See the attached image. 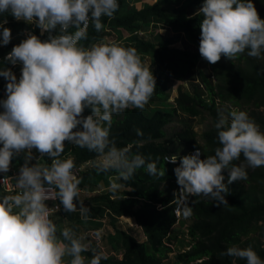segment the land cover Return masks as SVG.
Wrapping results in <instances>:
<instances>
[{
    "label": "clouds",
    "instance_id": "1",
    "mask_svg": "<svg viewBox=\"0 0 264 264\" xmlns=\"http://www.w3.org/2000/svg\"><path fill=\"white\" fill-rule=\"evenodd\" d=\"M118 9V0H0V15L10 14L37 26L41 34L49 33L41 40L28 32L1 60L22 68L17 79L11 68L0 67V76L7 80L6 99L0 100V173L9 171L14 157L24 154L25 162L16 176L19 191L0 196V264H86L82 254L87 252L92 253L87 264L108 259L71 228L58 235L50 218L48 200L60 201L66 213L77 211L74 201L79 199L81 181L74 171L75 158H60L66 142L102 156L97 170H114L117 179L129 181L139 169L150 176L165 175L166 170L158 169L150 157L130 154L129 147L118 148L110 139L114 115L129 108L143 111L149 103L157 86L151 66L136 48L116 42L122 40L89 47L81 44L88 39L90 21L99 32L104 28L101 18H112ZM199 11L203 14L199 53L208 63L215 64L222 56L233 61L245 53L264 58V19L253 0H204ZM7 23V19L0 20V45L12 38L11 29L4 26ZM86 108L91 109L87 116L83 114ZM215 128L220 146L214 155L202 159L197 149L179 157L174 169L178 203L186 219L193 214L190 196L228 204L223 170H228L231 184L247 180V168L264 167V131L246 111L220 114ZM137 135H143L142 131L137 129ZM33 149L49 157L51 164L31 163ZM241 156L243 162L234 163ZM177 159L172 155L167 161L175 164ZM121 187L111 184L113 192ZM83 200L79 210L87 216L91 210L83 206ZM92 235L98 243L103 233L97 230ZM171 253L173 248L163 262ZM222 255L246 264H264L251 246H230Z\"/></svg>",
    "mask_w": 264,
    "mask_h": 264
},
{
    "label": "trees",
    "instance_id": "2",
    "mask_svg": "<svg viewBox=\"0 0 264 264\" xmlns=\"http://www.w3.org/2000/svg\"><path fill=\"white\" fill-rule=\"evenodd\" d=\"M130 1L133 3L141 0H118L119 9L114 16L101 18L104 25L101 31L97 32L90 21L88 39L81 41V44L89 47L104 41L107 35L116 33L112 38L114 41L122 40L119 44L134 47L143 60L145 57L149 59L157 84L154 94L143 111L129 108L113 116L110 139L115 141L118 148L129 147L130 154L141 153L146 158L150 157L156 161L158 169H165L166 172L164 176L157 177L139 169L129 181L116 178V183L122 187L113 192L111 188L101 190L100 183L94 178L105 175L107 179L118 174L114 170L98 171L99 163L86 165L78 170L77 177L81 181L80 189L88 186V191L84 192V198L80 200L86 199L84 206L91 211L87 216L82 215L79 209L66 213L59 201L60 209L57 212L68 220L66 223L60 222L61 228L66 224L65 228L68 225L74 230V221L80 217L103 219L108 230L105 235L108 241L121 245V256L106 254L108 259L102 260L101 264H164L163 260L172 249L169 243L175 239L171 231L183 232V224L187 226L185 232L192 242L188 249L175 252L173 261L167 264H246L245 260L222 255L228 247L234 245L241 248L251 246L264 260V167L247 168V180L231 184H228V170H223V182L229 188L226 194L228 204L218 205L203 195L190 196L188 202L193 214L186 219L183 217L181 203H178L180 193L174 173L179 163L174 164L165 159L172 155L179 159L190 154L193 149L201 150L202 159L214 155L215 149L220 146L215 124L221 113L215 109L216 101L230 102L235 106L243 103L257 108L264 107V58H252L245 53L233 61L222 56L215 64L203 59L199 53L203 14L199 9L204 0H155L152 3H148L151 0H142L138 6L130 4ZM253 3L260 18L264 19V0H253ZM3 19L10 22L14 34L30 26L17 22L10 14L0 15V20ZM150 23H158L160 27L169 26L172 36L161 34L156 25L150 28ZM32 29L41 40L49 36L48 32L41 34L37 26ZM121 30H126L128 36L122 37ZM179 39L183 42L181 48L173 46ZM16 44V40L11 39L9 44L0 45V54L11 50ZM3 67L11 68L18 74L22 66L19 63L11 65L6 61ZM213 77L217 79L213 80ZM172 80H176L177 95L169 101ZM183 81L188 83L187 86L183 87ZM6 84L7 80L1 76L0 88ZM202 93L208 101L202 97ZM3 99L6 96L0 95V100ZM85 111H89L85 116L91 114L90 108ZM205 111L210 112L212 125L198 135L192 119L201 117ZM248 115L264 131V115L254 110H250ZM175 117H178L181 126L167 134L165 127ZM137 129L143 135H137ZM68 154L75 158V168L103 158L86 148L66 142L60 158H67ZM15 158L16 162L11 164L9 171L0 173V176H9L11 171L18 175L19 168L25 162L24 154ZM241 162L243 156L240 161H234L237 164ZM31 163L50 165L51 160L43 156ZM11 181L17 185L16 177ZM3 195L6 194L0 187V196ZM178 206L179 215L176 214ZM122 215L134 218L145 235L143 241L115 225V217ZM177 221L178 225L174 226ZM92 244L97 248L95 241ZM82 255L86 257V264L92 258L91 252Z\"/></svg>",
    "mask_w": 264,
    "mask_h": 264
},
{
    "label": "crops",
    "instance_id": "3",
    "mask_svg": "<svg viewBox=\"0 0 264 264\" xmlns=\"http://www.w3.org/2000/svg\"><path fill=\"white\" fill-rule=\"evenodd\" d=\"M141 2H142V0L138 1V2H135L134 4L136 6H138L139 4H141ZM152 2H153V0L149 1L148 3H152ZM17 22L25 23L23 20H20V21H17ZM149 25H150V28H154L153 26L156 25L158 30L160 28H162L164 30V32L163 33L161 31H159V32L161 34L165 35V36H169V35L172 36V34H173V32L170 30V27L167 26V25L161 26V27L159 26L158 23H150ZM4 26L5 27H9L11 29V34H12V38L11 39H14V40H16L17 43H19L21 40L26 38L28 32H33L32 28L35 25L30 24L29 27L28 26L24 27V29L21 32L17 33V34L13 33L14 32V28L11 26L10 22H8ZM39 31H40V29H39ZM0 32H2V29H0ZM178 42L180 43V45L182 47V45H183L182 44L183 43L182 39H179ZM5 63H6V61H2L0 63V67H3ZM0 79H1V76H0ZM195 81H196V79H195ZM183 84L187 86L188 83L185 84V81H183L182 85ZM170 85L172 87L171 90L173 91L174 87H176V80L171 81ZM84 112H85V110H84ZM15 162H16V160L14 158L12 160L11 164H14ZM116 178H117V176L108 177L107 178V182H105L103 186L100 185L101 186L100 189L103 190V191H106L107 189L110 190L111 184L113 183V179L116 180ZM109 184H110V186H109ZM63 218H64L63 222L68 221L65 217H63ZM115 218H116L115 219L116 220L115 225L118 228H120V229L124 230L125 232L129 233L130 235L135 237L137 240L143 241L145 239V235L143 233V230L141 229V227L139 225H137V223L135 222L133 217H128V216H123L122 215V216L115 217ZM187 221H189V219ZM74 223H75L74 230L76 231V233L78 235L88 236L89 240H92V241H95V239L93 238L92 234L94 232H96L97 230H102L103 235H102L100 241L98 243L95 241V244L97 245V248H95V249H96L97 252L103 251V252H105V254H115V255H118L119 257L121 256V245H119V243L116 244V243H114V241H111V240L108 241V236L106 237V235H105L108 232V230H107V228L105 226V221L103 219L80 217L79 219L75 220ZM64 225L66 226V224H64ZM65 226H64V228H65ZM66 228H69V226L67 225ZM66 259H69V258H66Z\"/></svg>",
    "mask_w": 264,
    "mask_h": 264
},
{
    "label": "rangeland",
    "instance_id": "4",
    "mask_svg": "<svg viewBox=\"0 0 264 264\" xmlns=\"http://www.w3.org/2000/svg\"><path fill=\"white\" fill-rule=\"evenodd\" d=\"M155 0H153L154 2ZM159 31H161L162 33L164 32V30L162 28L159 29ZM121 34H122V37H126L128 36V32L126 30H121ZM117 35L116 33H111L110 35H107L105 37V40L102 41L103 43H108L110 42V40H112V38H114V36ZM101 43V42H100ZM117 43H121V41H118ZM173 46L175 47H178V48H181V45L179 42H176L173 44ZM146 59L144 61H146L148 64H149V59L147 57H145ZM21 68V67H20ZM215 80L217 79V77H214ZM173 81V80H172ZM186 84V83H185ZM186 85L183 84V87H185ZM177 87H174L173 91L171 90L170 92V97H169V101L173 100L175 98V96L177 95ZM202 97H204V99H206L208 101V98L206 97L205 98V94L202 93ZM215 109L219 110V112L221 114H224V115H228L229 112L233 111V110H243V111H246L247 113L250 111V110H254L255 112H259L261 114L264 115V107H255L253 106L252 104H243V103H240L239 105L235 106L234 104L228 102H220V101H216V107ZM87 112L89 113V111H85L83 114H87ZM192 123L194 125V128L197 130L198 132V135L201 134V132L210 127L212 125V120H211V115H210V112L208 111H205L204 114L201 116V117H195L192 119ZM181 126V123L178 121V117H175L168 125H166L165 127V131L167 134H171L174 130L176 129H179V127ZM15 158V157H14ZM13 158V159H14ZM101 159H97L95 162L93 163H88L90 165H94L96 163H99ZM16 160V158H15ZM108 178V177H107ZM94 180L98 183H100L101 186L104 185V183L107 181L106 179V176L105 175H97ZM113 182H116L115 179H113ZM111 183V182H110ZM110 186V184H109ZM88 186H85L84 188H81V191H80V196H79V199L81 198H84V192L88 191ZM50 218L56 223L57 225V229L58 231L62 230L63 228H61V225H60V222H63V218H62V215L60 212H53L50 214ZM183 228H181V230H183V232H180V231H171V236L175 235V239L172 240L171 244H172V248H173V253L169 254V259L168 260H165V263L164 264H167V262H172L173 259H174V254L175 252H178V251H182L184 249H187V245L191 244L192 242V239L191 237L185 232V229H186V225L182 226ZM179 230V229H178ZM262 240H264V238H262Z\"/></svg>",
    "mask_w": 264,
    "mask_h": 264
},
{
    "label": "built area",
    "instance_id": "5",
    "mask_svg": "<svg viewBox=\"0 0 264 264\" xmlns=\"http://www.w3.org/2000/svg\"><path fill=\"white\" fill-rule=\"evenodd\" d=\"M116 42H118V41H116ZM8 53L9 52H6L2 57H0V61L2 60V58L6 57ZM17 73L18 74H16V76H17V79H19V77L21 75V72L17 71ZM0 95L1 96H6V86L0 88ZM196 150L197 149H193L192 151H190V154L195 153ZM34 152H36L35 149H33V156H34L33 160L34 161H38L39 159H42L43 156H40L39 153H36V155H34ZM68 156H70V155L68 154ZM169 157L170 156H166L165 159L167 160ZM176 163H180L179 159H177ZM74 171H75V173L77 175L78 174V168H75ZM16 176H17V174H16L15 171H11V174L9 176H4V175L0 176V187H1V189L4 192L12 193V192H15V191H17V192L19 191V188L17 187V185L12 183V181H11V179H13ZM46 203L50 207L49 208L50 214L53 213V212L58 211L57 208H56L57 205H60L58 203V200H48V201H46ZM59 209H60V207H59ZM179 213H180V207L178 206L176 208V214L179 215Z\"/></svg>",
    "mask_w": 264,
    "mask_h": 264
},
{
    "label": "water",
    "instance_id": "6",
    "mask_svg": "<svg viewBox=\"0 0 264 264\" xmlns=\"http://www.w3.org/2000/svg\"><path fill=\"white\" fill-rule=\"evenodd\" d=\"M85 202H86V200H83V206H84ZM74 203L76 204V208H77V210L80 209V207H81V202H80V201H74Z\"/></svg>",
    "mask_w": 264,
    "mask_h": 264
}]
</instances>
